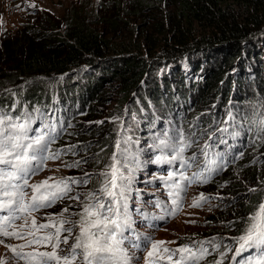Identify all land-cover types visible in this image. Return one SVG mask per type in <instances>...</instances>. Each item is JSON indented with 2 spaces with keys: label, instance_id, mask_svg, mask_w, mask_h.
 Segmentation results:
<instances>
[{
  "label": "rangeland",
  "instance_id": "1",
  "mask_svg": "<svg viewBox=\"0 0 264 264\" xmlns=\"http://www.w3.org/2000/svg\"><path fill=\"white\" fill-rule=\"evenodd\" d=\"M166 1L164 0L163 4ZM116 2L120 3L119 11L114 7ZM115 12L121 15V21L117 20L121 40L125 38L126 41L139 40L143 33L153 32L154 24L165 27L164 20L160 17L158 20H151L154 15L149 11H145L142 16L135 15L131 0H0V42L5 37L15 34L25 24H32L46 32H51L61 41H69L72 30L71 26L67 28L69 17L75 16H78V20L84 25L107 34L111 29L104 20ZM151 36L156 41L152 52L149 53L146 45L141 52L134 50L131 53L121 54V56H137L145 60L148 67L155 66L153 69L155 75L145 72L139 82L140 86L138 85L128 97L123 98L120 93L118 80H104L99 84L100 96L91 105L88 101H78L79 93L74 91L72 96L64 99L62 106L63 103L56 102V93L51 92L49 104L44 108L46 118L43 119L36 114L32 125L33 132L30 135H34V130L42 128L43 124L54 126L53 120L57 116H61L63 121L58 130L52 133L55 139L50 145V151L58 152L59 158L46 160L43 169L29 177V184L39 183L49 177L52 178L49 183L65 177L75 178L78 183L71 184L72 191L68 196L56 201L51 207L32 212L31 216L36 218L38 224L46 223L47 217L60 214L62 209L68 208V212L64 215L73 221L78 220L79 217L75 214L82 211L83 205L92 202L89 194L101 195L100 189L103 183L111 178L110 175L106 177L102 173L110 172L115 153L117 167L125 176L131 175V190L126 195L132 230L125 231L124 234L131 239L125 240L123 247L133 257L132 264H145V257L151 245L145 243L144 237H149L153 241L171 242L162 246L167 248L188 246L194 252L201 247L207 248L208 254L198 264H216L218 260H222V264H248V261L258 258L260 249H248L236 254L238 245L235 238L243 234L251 222L250 217L258 210L259 205L264 203V146L254 147L249 133L241 127L240 118L247 114L252 116L253 113L264 118V103L260 110L251 107V104L242 103L238 106L233 104L237 102V97L242 98L254 93L251 87L247 89V83H244L243 88H238L232 83L224 95L225 86L227 87L225 79H232L235 76L239 69L237 61L224 74L225 78L220 80L215 95H205L206 90H203L202 98H199L198 92L203 88L206 75L195 76L193 71L198 54L167 55L162 49L166 46L160 42L162 36L156 30ZM206 68L207 66L198 73L205 74ZM90 69L88 64H82L61 77H66V81L75 82V86H81L85 84ZM175 76H179L180 79ZM252 76L248 75V77ZM173 78L179 79L177 82L180 83L186 82L182 87L184 99L179 98ZM164 79H169L170 83L171 96L167 97L168 107L164 110L157 109L149 102L148 107L144 108L143 98L151 93V89L156 84L164 89L162 82ZM58 82V79H54L48 84L52 85V88H57ZM262 90L264 91V87ZM51 97H53L52 102ZM69 97L74 99V102L70 101ZM228 97L231 100L226 103ZM191 98H193L192 102H190ZM260 98L257 101L260 102ZM56 105L57 114L53 109ZM26 107L17 106L19 115L25 114ZM39 109L37 108L36 111ZM184 119H187L188 124L182 127L180 121ZM69 121L72 123L68 124ZM233 125L242 132L243 144L238 137V131L234 130L237 135L234 131H228ZM65 129H72L73 132L67 134L64 142L58 143L64 136ZM165 133L173 141L178 140L182 134L191 142V147L186 148L183 153L184 158L189 159L190 166L182 167L180 161L171 165L152 162L156 155L162 153L149 146L158 142L157 137L165 138ZM223 133H225L224 138ZM127 138L130 139L125 143ZM117 140L121 141V149H127V159L117 151ZM64 145H75L77 149L66 156L62 154L63 150L55 149ZM163 154L170 156L173 153L165 150ZM193 156L195 159H190ZM217 165L222 166L209 176L212 183L208 181L201 183L196 180L191 183L188 180L180 181L179 175L169 181L160 179L167 176L169 171L178 173L182 171L188 177L190 173H202L207 176V169L216 168ZM129 169H132L131 173ZM176 181L183 184L185 191L181 192L179 210L172 215L170 213L175 206L171 201L175 197H169L168 193L172 189L167 185ZM24 191L31 195L30 188H25ZM201 193L207 199L201 201L200 206L192 207L194 198H198ZM253 194L259 196L251 206L250 199ZM77 196L79 200L70 198ZM5 214L7 213H0V216ZM25 220L31 223L30 216L18 214L12 224L17 231H30V228L19 227ZM43 231H53V229ZM77 231L78 229H74L73 235ZM137 234L141 236L140 249L131 246ZM28 239L31 237L26 236L21 239L0 236L2 241L0 264H24L23 261H18L11 249L25 244ZM201 241H210V243L201 245ZM72 242L70 236L69 244ZM33 247L35 246L26 247L23 251L31 252ZM67 247L61 244V248L67 249ZM38 250L51 251V248L40 247ZM221 253L225 255L221 257ZM156 255L166 254L161 251ZM155 258L154 256L153 259ZM76 264H82V257H78Z\"/></svg>",
  "mask_w": 264,
  "mask_h": 264
},
{
  "label": "trees",
  "instance_id": "2",
  "mask_svg": "<svg viewBox=\"0 0 264 264\" xmlns=\"http://www.w3.org/2000/svg\"><path fill=\"white\" fill-rule=\"evenodd\" d=\"M163 1L131 0L135 15L142 16L145 11H149L154 15L151 20H158L160 17L165 23L164 28L160 24H154L153 32L143 33L141 40L126 41V38L121 40L117 28V20L121 21L118 12L104 20L111 29L109 32L111 36L109 33L105 34L84 25L78 20L79 17L75 16L69 17L67 28L72 27L69 41H61L51 32H46L32 24H25L15 34L5 37L0 42V111L13 117L31 114L34 119L37 114L44 119L46 118L44 108L49 104L51 92L56 93V102L60 101L63 103L62 106L64 99L72 96L74 91L79 93L78 101H88L91 105L100 96L99 84L104 80L113 79L120 82V93L123 98L128 97L136 90L145 72L155 75L153 72L155 66L148 67L145 60L137 56H121V54L131 53L134 50L141 52L146 45L149 53L152 52L156 41L151 35L155 30L162 36L160 42L166 46L162 49L167 55L198 54L193 71L195 76L206 75V81L201 84L203 88L198 92L199 98H202L203 90H206L205 95H215L220 80L225 78L224 74L237 61L239 63L237 73L232 79H225L227 87L225 86L224 95L232 83L238 88L245 87L244 83H247V89L251 87L254 93L242 98L237 97V102L233 104L235 106L242 103L251 104L255 109H262L264 0H165L164 4ZM114 7L119 11L120 3L116 2ZM200 57L204 59L201 60ZM99 59L103 61H98ZM82 64H88L91 68L85 78V84L75 86V82L66 81V77H61ZM206 66L205 74H199L198 72ZM248 75L253 76L248 77ZM175 77L180 79L179 76ZM54 79L59 80L57 88H52V85L48 84ZM179 79L175 78L174 82L179 98L184 99L182 87L186 82H177ZM162 82L164 89L156 84L151 89V93L143 98L144 108L148 107L149 102L157 109L164 110L168 107L167 97L171 96L169 79H164ZM258 98L261 99L260 102L257 101ZM69 100L74 102L70 97ZM230 100L231 98L228 97L226 103ZM52 101L53 97H51ZM192 101L193 98L190 99V102ZM17 106H27L24 115H19ZM37 108L40 109L36 111ZM53 109L57 114V105ZM135 112L136 110L133 113ZM62 119L61 116H57L53 120L55 129L58 130ZM240 121L246 127L254 147H263L264 125L261 122L264 118L253 113L252 116L248 114L243 116ZM71 123L72 121L68 122ZM187 124V119L180 121L182 127ZM234 130L238 131V137L243 144L242 132L234 125L228 128L229 132ZM72 132V129H65L64 136L58 143L64 142L67 134ZM55 149L63 150L62 154L68 156L77 148L75 145H64ZM189 175L193 177V174ZM195 180L199 181V179ZM207 181L212 183L210 178ZM256 199V194H253L250 199L251 206Z\"/></svg>",
  "mask_w": 264,
  "mask_h": 264
},
{
  "label": "snow or ice",
  "instance_id": "3",
  "mask_svg": "<svg viewBox=\"0 0 264 264\" xmlns=\"http://www.w3.org/2000/svg\"><path fill=\"white\" fill-rule=\"evenodd\" d=\"M33 123L34 118L31 114L13 117L0 111V213H7L0 216V236L21 239L26 236L31 237L25 244L11 249L18 261H23L24 264H76L78 257H82V264H132L133 257L123 247L125 240L131 239L124 234L125 231L132 230L126 195L131 190V175L125 176L117 167L115 153L112 157L114 162L110 165V172L102 173L106 177L110 175L111 178L103 183L100 189L101 195L89 194L92 202L83 205L82 211L75 214L79 217L78 220L73 221L64 215L68 212V208L62 209L60 214L47 217L46 223L38 224L36 218L31 216L32 212L51 207L56 201L68 196L72 191L71 184L78 183L72 177H65L59 181L53 180L49 183L52 180L49 177L39 183L29 184V177L42 170L46 160L59 158L58 152L50 151V145L55 139L52 135L56 131L55 127L43 124L42 128L34 130V135H30L33 132ZM261 123L264 125V121ZM129 139H125L124 142L127 143ZM157 140V143L149 147L159 150L162 155H156L153 163L171 165L180 161L182 167L190 166L189 159H185L183 153L186 148L191 147V142L182 134L176 141L168 137L167 133L165 138L157 137ZM120 144L121 141L117 140V151L127 159V149H121ZM165 150L173 154L170 156L163 154ZM205 155L207 156V152ZM190 159L194 160L195 156ZM209 163L214 162L209 161ZM221 166L209 167L207 176L194 173L193 177H188L182 171L179 173L169 171L167 176L160 179L169 181L179 175L180 181L188 180L191 183L199 179L203 183ZM131 171L132 169H129V173ZM180 181L167 185L172 189L168 193L169 197H175L171 201L175 206L170 213L172 215L179 210L181 192L185 191ZM25 188L31 189L30 196L24 191ZM70 198L79 200L78 196ZM206 199L207 197L201 193L198 198H194L191 206L198 207L201 201ZM18 214H27L31 217L30 224L25 220L24 224L19 226L20 229L30 228V231L16 230L12 221ZM250 221L243 234L235 238L238 245L235 252L240 254L248 249L259 248L258 258L248 261V264H264V203L259 205L258 210L250 217ZM48 229L53 231H43ZM74 229H78L75 235H73ZM42 231L43 234H41ZM63 233L67 235L62 236ZM70 236L73 240L71 244H69ZM134 239L135 242L131 246L140 249L141 236L137 234ZM143 239L146 244L151 245L145 257V264H198L208 254V249L204 247L194 252L188 246L162 247L171 243L169 241H153L149 237ZM200 243L203 245L210 241ZM61 244L67 245V249L61 248ZM30 246L35 247L31 252L25 253L23 249ZM40 247H50L51 251H39ZM161 251L166 255L157 256L156 254ZM224 255L225 253H221V257ZM154 256L155 259H153ZM216 264H222V260L216 261Z\"/></svg>",
  "mask_w": 264,
  "mask_h": 264
},
{
  "label": "clouds",
  "instance_id": "4",
  "mask_svg": "<svg viewBox=\"0 0 264 264\" xmlns=\"http://www.w3.org/2000/svg\"><path fill=\"white\" fill-rule=\"evenodd\" d=\"M241 127H244L246 129V127L243 125V123H241ZM259 194H256V198H258Z\"/></svg>",
  "mask_w": 264,
  "mask_h": 264
},
{
  "label": "bare ground",
  "instance_id": "5",
  "mask_svg": "<svg viewBox=\"0 0 264 264\" xmlns=\"http://www.w3.org/2000/svg\"><path fill=\"white\" fill-rule=\"evenodd\" d=\"M224 137H225V133H223V138H224ZM224 142H225V141H224ZM224 142H223V143H224ZM224 154H225V153H224Z\"/></svg>",
  "mask_w": 264,
  "mask_h": 264
}]
</instances>
